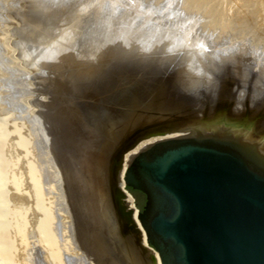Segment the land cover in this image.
Instances as JSON below:
<instances>
[{
  "label": "rangeland",
  "instance_id": "374dc122",
  "mask_svg": "<svg viewBox=\"0 0 264 264\" xmlns=\"http://www.w3.org/2000/svg\"><path fill=\"white\" fill-rule=\"evenodd\" d=\"M176 1L0 0V41L4 39V43L0 42V124L3 121L6 129L10 127L7 131L11 135L3 140L2 145V155L6 161V187L9 181L14 187L17 183H25L27 187L32 182L31 177V181L25 179L30 174L28 166H33L36 174L42 172L48 175L49 172L54 175L55 177L50 175L53 178L49 176V179H53L54 182H51L56 185L55 188H58L57 184L60 186L58 189L54 188V192L57 190V195L61 192L58 196L61 201H58L56 196L53 214H56L55 211L57 214L53 217L58 214L60 216L53 218V221H62L60 217L65 211L64 216L67 214L70 223L69 237H72V244H75L72 245V250L74 251L75 246L76 251L81 252L85 264H120L110 253L113 246L106 241L113 232L106 234L99 222L105 221L100 224L103 223L107 231L116 226V221L122 224L110 189V180L112 173H116L114 164L117 166L116 170L121 169L128 151L135 150L141 143L156 136L181 135L190 125L212 128L213 118L221 115L255 121L263 129L261 139H264V0ZM162 40L170 43L164 52L158 50ZM48 56L54 59L50 60ZM177 56H187L185 62L178 63V67L188 74L187 84L183 81L185 78L182 79V83L187 85H184L185 87H178L177 82L175 83L174 78L178 70L175 71L173 66L163 62L159 63L165 57ZM170 75L175 77L169 79ZM139 86L141 90L147 89V92L140 93L137 89ZM115 88L123 90L120 98L105 102L104 93L108 91L115 94ZM162 91L165 92V97L163 100H157L153 93ZM133 98H136L135 102L132 101ZM16 120L20 124L14 123ZM137 123H140V126L144 124L143 128L136 127ZM16 124L19 127L24 126V130L20 127L19 130L14 128L12 132L11 128L17 127ZM101 128L108 134L125 132L127 140L138 133L143 137L120 155L121 161L113 155L109 157L106 165L108 171L110 168V174L100 172L97 175L100 183L97 182L96 187L100 188L101 196L97 194V198L95 197L96 207L101 206L102 212L98 221L89 205L86 181L90 170L84 166V161L87 158V164L91 160L89 142L93 131L97 132ZM27 130L33 131V140L24 145ZM20 131H26V136ZM15 133L24 140L15 136ZM13 139L16 147L20 149L17 155L22 154L27 160L20 155L18 156L22 159L15 156L14 151L17 148L14 144L11 145ZM7 142L11 143L9 146L13 152H9L11 148L6 145ZM26 151L29 156L32 155V162ZM7 154H10L12 159L15 156L18 163L11 161ZM102 158L100 156V159ZM20 161L25 163L22 165ZM26 162L30 164L27 165ZM37 163L40 169L48 163L51 166L41 171L35 167ZM24 165L27 166L26 170ZM18 166L21 167L20 171ZM12 167L14 171L10 172ZM50 167L51 170L54 168L53 172L49 170ZM36 169L40 171L37 172ZM22 170L27 174H23ZM18 172L24 175L22 179H18L22 176L17 174ZM41 177H37V181L44 186L48 182L45 180L49 179L46 176L43 179ZM23 178L30 182H25ZM57 180L59 182H56ZM40 183L39 186H42ZM19 186L17 189H20ZM13 188H8L10 191L5 194L10 204L9 209L17 207L14 209L21 210L15 205L18 201V205L23 204L24 208L26 206L28 212L31 209L29 207H32L29 206L30 203L35 207V196L28 193L34 192L31 190L33 187L26 188L28 194L23 192V187L20 189V193L23 192L26 197L23 193L20 196V190ZM11 191H17L19 196ZM16 197L28 199L26 202L25 198L24 201H16ZM12 203L14 206H11ZM60 206L66 208L61 209ZM104 209L108 212V217L104 215ZM20 210L19 212H22ZM27 210L23 212H26L27 219H31ZM35 210L31 215L34 214L38 219L33 216L30 220L32 223L35 221L34 224L39 220V212L37 211V214ZM15 220L12 223L13 228L20 227ZM23 221L25 225L27 220ZM58 223L53 225L60 232L55 233L56 229L53 227L55 239L61 234ZM34 224L29 230L34 232L35 236L29 233V240L26 236L23 237L26 230L20 233L17 228L15 230L10 226L15 231L12 230L11 236L10 228L8 230L11 246L9 264L22 258L19 264L26 263L22 256L25 255V250L28 255H25V259L30 258L31 262L27 261V264L48 263L41 248H34L35 239L38 237ZM25 227L27 225L23 229ZM17 234L21 236L20 242L17 239L16 243ZM120 236L115 240L116 246L119 241L122 245L125 244L123 231ZM22 237L26 238V242ZM60 238L62 239L61 236ZM23 242L24 246H27L26 243H33V246L28 244L33 248L27 249L23 246L19 250L18 247H22V244H19ZM58 244L56 248L59 250L61 244ZM135 246L136 239L134 248L128 247L132 252L135 250V257L128 258L127 264H156L152 257L149 259L148 254H141ZM69 254L63 255L62 263L76 264L75 255L72 254L71 257ZM17 262L15 264H18Z\"/></svg>",
  "mask_w": 264,
  "mask_h": 264
},
{
  "label": "water",
  "instance_id": "95a60500",
  "mask_svg": "<svg viewBox=\"0 0 264 264\" xmlns=\"http://www.w3.org/2000/svg\"><path fill=\"white\" fill-rule=\"evenodd\" d=\"M156 136L128 151L113 196L122 231L161 264H264V144L253 120Z\"/></svg>",
  "mask_w": 264,
  "mask_h": 264
},
{
  "label": "bare ground",
  "instance_id": "6f19581e",
  "mask_svg": "<svg viewBox=\"0 0 264 264\" xmlns=\"http://www.w3.org/2000/svg\"><path fill=\"white\" fill-rule=\"evenodd\" d=\"M178 1V0H177ZM176 1V2H177ZM180 1V0H179ZM124 2V1H123ZM178 6V5H177ZM178 8V7H177ZM180 9V8H179ZM163 10V9H162ZM175 10V9H174ZM177 12H179V11H177ZM149 14V13H148ZM166 16V15H165ZM156 17V16H155ZM184 19V18H183ZM143 20V19H142ZM141 21V20H140ZM169 21V20H168ZM184 21V20H183ZM191 24V23H190ZM192 26V25H191ZM196 28V27H195ZM134 32V31H133ZM145 32V31H144ZM146 35H148V33L146 34ZM150 35V34H149ZM1 36V35H0ZM158 36V35H157ZM199 36V35H198ZM148 37V36H147ZM2 38V37H1ZM149 38V37H148ZM4 40V39H3ZM3 40H1L0 42L1 43H4V41ZM160 45L158 46V50L159 51H161V52H164V50H165V48L170 44H167L166 43V41L165 40H162V42H160L159 43ZM2 46V45H1ZM3 47V46H2ZM175 51V50H174ZM50 55H52V54H49V56ZM62 55V54H61ZM48 56V57H49ZM53 56V55H52ZM55 57V56H54ZM187 56H182V57H175V58H172V57H165V58H163L162 60H160V62L159 63H162L163 62V64H167V65H170V66H173L174 67V70L176 71V70H178V72H176V78H174L175 77V75H170V77H169V79H172V78H174V80L176 79V81H175V83L177 82V86L179 87V86H181V87H185L184 85H186L187 84V82L188 81H186V78H187V76L186 75H188L187 74V72L186 71H183V70H181V68L180 67H178V63L180 62V63H182V61L183 62H185V58H186ZM50 58V60L52 59H54L53 57H49ZM190 58V57H189ZM216 58V57H215ZM62 59V58H61ZM56 61V60H55ZM187 61V60H186ZM52 63H54V62H52ZM51 63V64H52ZM56 63V62H55ZM196 68V67H195ZM97 69H99V68H97ZM173 69V68H172ZM200 69V68H199ZM88 70H90V69H88ZM93 70V69H92ZM197 70V69H196ZM174 71V72H175ZM88 72V71H87ZM100 72V71H99ZM202 72V71H201ZM207 72V71H206ZM91 74H92V72H91ZM98 74V73H97ZM100 75V74H99ZM99 75H98V77H99ZM96 76V75H95ZM185 78V79H184ZM178 79V80H177ZM182 79H184L183 81H186V84L184 83H182ZM193 81V80H192ZM190 85V84H189ZM188 85V86H189ZM187 86V85H186ZM146 87V86H145ZM118 88V87H117ZM117 88H115L114 89V91H116V93L114 94L113 92L112 93H109L108 91H106L105 93H104V97H105V99H106V101L105 102H108V101H111V100H118L119 98H120V96L119 95H121V93H122V91L123 90H120V89H117ZM141 87L139 86L137 89H139L138 91L141 93V92H147V89H145V90H141L140 89ZM147 88V87H146ZM144 89V88H143ZM168 89V88H167ZM117 93H119V94H117ZM154 95H156V99L157 100H163V98L165 97V92H163L162 91V93H153ZM135 100H136V98L134 99H132V101L133 102H135ZM254 101V100H253ZM258 101V100H257ZM101 108H103V107H101ZM103 110H104V108H103ZM51 111V110H50ZM105 111V110H104ZM21 113V112H20ZM6 114V113H5ZM16 115V114H15ZM15 115H13L14 116V118L16 119V117H15ZM18 116V115H17ZM2 117V116H1ZM10 117V116H9ZM19 117H20V115H19ZM12 119V118H11ZM14 119V120H15ZM19 119H21V117L19 118ZM2 120V119H1ZM18 120V119H17ZM17 120L14 122V123H18L17 122ZM9 121V120H8ZM18 121H21V120H18ZM24 123V122H23ZM18 124H20V123H18ZM25 124V123H24ZM140 123H137L136 124V127H142L143 128V125L142 126H140L139 125ZM22 125V124H21ZM11 126V125H10ZM15 126H17V124L15 125ZM190 126H201V125H190ZM212 126H214V127H212V128H208V127H205V126H201V128H200V131H202V132H205V133H214L213 131H214V129H216V127H217V125H212ZM7 127V126H6ZM6 127L4 126V123H3V121H2V123L0 124V264H9L10 263V255H9V250H10V248H11V246H10V240H9V234H8V230H9V228H10V226H12V228H13V221L15 220V219H17V220H19V221H16V224H18V225H20V227L19 226H16V228H17V230L21 233L23 230L25 231L26 230V233L24 232V236L23 237H25L26 236V238H27V240H29V239H31V238H29L28 239V237H30V235H29V233H32V232H30V228H33L34 226H32L34 223H35V221H34V223H32V222H30V220L31 219H33L32 217L34 216V214H33V216L31 215V213L35 210V212L38 214V212H39V220H38V222L36 223V224H34V225H36V229L34 228V230H36V233H37V238L34 240L35 242H36V244H34L35 246H34V248L36 247L37 248V246H38V248H41L40 250H42L43 252H44V257H45V259H46V261H48V263H52V262H56L55 264H63L62 263V257H63V255H67V254H69V253H72V254H74L73 256H74V259H76L77 261V263L76 264H85L84 263V258H83V256L80 254L81 252L79 251V253L76 251V249H75V246H74V251L72 250V248H73V246L72 245H75V244H72V240L73 239H71L70 237H69V224L70 223H68V217H66L67 216V214H66V216H64L65 215V211L63 212V214L64 215H62L60 218L62 219V221L61 220H59L58 222H60V223H58V222H55V220L53 221V218H58L59 216H60V214H58L57 215V217H53V215H55L56 216V214H57V211H55L54 213H56V214H53V209H55V205H54V200H55V198H56V196L58 197V196H60L61 195V192H58V193H60V195H57V190H56V192H54L55 190H54V188H55V184L54 183H52L51 181H53V179L52 180H50L49 179V176L51 175L49 172H47L48 173V175H45V173L43 174L42 172L40 173V174H42V175H44V176H46V178L47 179H49V180H45V182L46 181H48V182H46L45 184H44V186H43V184L42 183H40L42 186H39V183H38V181H37V177H41L40 176V174L38 173V174H36V172H35V169H34V167L33 166H25L26 164H27V162H26V164L24 165L25 166V169L24 170H26V167L28 168V170L30 169V174H31V176H30V174L29 175H27V177L25 178V179H29L30 177H31V180H32V182H30L29 180H24V178H23V180L26 182V181H28V182H30V184H28V186L26 187V185H25V183H24V181H23V185L22 184H18L17 183V186H19V185H22V187L21 186H19L20 187V189L22 188V190L24 189H26V188H30L29 186L31 185V183L33 184V188L31 189V190H33L34 192H28V190L26 189V191H24L23 190V192H26L25 194H30V193H32V194H34V196H35V207L33 206V205H31L32 203H30V201L28 202V203H30V205L29 206H32V207H29V208H31L30 209V211L33 209V208H35V209H33L32 210V212H28V208L27 209H25L26 208V206H25V208H24V206H23V204H21L22 206H20V205H18V202L20 203V201H18V199L19 200H22V201H24L23 199L26 197V195L23 193H20L21 192V190L20 189H17V186L15 185V187H14V185L12 186V184L10 183V181H9V184L7 185V187L8 188H13V189H16L17 191H19V195L20 196H24L25 195V197H22V199H21V197L20 198H18L17 199V197H16V201H18V202H16L15 203V205H17L18 207H20L21 208V210L20 211H24V210H27V214H29L30 216L29 217H31V219H27L26 218V216H25V214H26V212H19V210L17 209V210H15L14 208H17V207H12L11 209H9V207H10V204H8V201H7V199H6V197H5V194H6V192L7 191H10L7 187H6V177H5V174H4V171H5V166H6V161L4 160V158H3V155H2V145H3V140H5L7 137H8V135H9V132L7 131V129H6ZM9 127V126H8ZM12 127H13V125H12ZM20 127H22V126H20ZM20 127L19 126H17V127H13V128H11L12 130V132L14 131L13 129L14 128H18V130L20 129ZM24 126L21 128V130H24ZM27 128V127H26ZM30 128V127H29ZM65 129V128H64ZM141 129V128H140ZM8 130H10V127H9V129ZM31 130H33V129H31ZM104 130V131H103ZM17 131V130H16ZM28 131V130H27ZM34 131V130H33ZM33 131H31V132H33ZM106 130L103 128H101L99 131H93V134H92V137H91V142H89V146H90V151L92 152L91 153V155H90V159L91 160H89V163H87L86 164V160H88L87 158L85 159V161H84V166L86 167V168H88L90 171H89V177H88V180L86 181L87 182V196L90 198L89 199V205H90V207H91V210L96 214V219H98V221H99V217H100V215L102 214V212H101V206L100 207H96V199H95V197L97 198V194H99L100 196H101V194H100V188L98 189L97 187H96V185H97V182L98 183H100L99 182V178L97 177V175H99V173L100 172H106V175H108V174H110V168H109V171H108V167H107V163H108V159H109V157L111 156V155H113V157L114 158H117V160H120V155L122 154V153H124L126 150H129L130 148H132L133 146H134V144H136L138 141H139V138H141V137H143V135L142 134H140V133H138V134H136L134 137H132V138H130V140H127V138L125 137V132H116V134H112V133H110V134H108V132L106 131ZM116 131V130H115ZM145 131H147V130H145ZM21 132V134H23V135H25L26 133V131L24 132V133H22V131H20ZM31 132H29L28 131V134H27V136H26V138L27 139H25V142H24V145H25V143H28L27 141H32L33 139H31L32 138V133ZM193 132H197V128H188V127H186L185 129H184V131H183V134H181V135H177V136H189L191 133H193ZM29 133H31V134H29ZM262 134H263V129H262V133H261V137H260V142H262L263 144H264V139H261L262 138ZM112 135L114 136L115 135V137H112ZM10 137H11V135H9ZM14 136V135H13ZM15 136H18L16 133H15ZM25 136H22V137H25ZM34 137L36 136V134L34 133V135H33ZM18 138H20L21 140L23 139V138H21V137H19L18 136ZM17 138V139H18ZM152 139H154V138H152ZM152 139H150V140H152ZM24 140V139H23ZM9 141V140H8ZM12 141V140H11ZM14 141V142H13ZM13 143L11 144V143H9V142H7V146H9L10 144L11 145H13L14 143H15V139H13ZM149 141V140H148ZM35 142V140L33 141V143ZM9 143V144H8ZM144 143V142H143ZM143 143H141L140 144V146H138L135 150H138V149H143ZM32 144V143H31ZM30 145V144H29ZM13 146H15L16 147V145L14 144ZM88 146V147H89ZM10 148H11V146H9ZM8 147V148H9ZM14 147V148H15ZM7 148V147H6ZM13 148V149H14ZM17 148V147H16ZM18 149H19V147L14 151L15 153V156H18V155H20L21 157H22V154H18L17 155V153H18ZM32 149V148H31ZM35 149V148H34ZM10 151L9 152H11V150H12V148L11 149H9ZM20 150V149H19ZM21 150H23V149H21ZM26 150H27V148H26ZM28 150H29V148H28ZM48 150V149H47ZM7 151H8V149H7ZM7 151H5L6 153H7ZM31 150H29V152H30ZM8 152V153H9ZM12 152H13V150H12ZM24 152V151H23ZM27 152V154H28V156H29V153H28V151H26ZM25 152V153H26ZM35 151L33 150V153H34ZM14 154H12V155H14ZM27 154L25 155V156H27ZM10 155V154H9ZM8 154H7V156H8V158L10 157L11 158V156H9ZM23 155V156H24ZM34 155V154H33ZM15 156H14V159H12L11 158V161L13 160H15L16 158H15ZM49 156V154L46 156V157H48ZM100 156H102L103 158L102 159H100ZM19 157V156H18ZM21 157H19V158H21ZM29 157H31V159H29L30 161L32 160V155H30ZM35 157V156H34ZM87 157V156H86ZM9 158V159H10ZM22 158H25V160H27L26 159V157H22ZM21 158V159H22ZM104 158H106V159H104ZM34 160H36V159H33V161ZM101 160V161H100ZM16 161V160H15ZM23 161V160H22ZM49 161H52V160H49ZM121 161V160H120ZM17 162V161H16ZM21 162V161H20ZM29 162V161H28ZM32 162V161H31ZM36 162H38V161H36ZM18 163V162H17ZM22 163V162H21ZM21 163L19 164L20 166H22L23 165V163H25V162H23L22 163V165H21ZM47 163V162H46ZM45 163V164H46ZM51 163V162H50ZM14 164V163H13ZM28 164H30V163H28ZM27 164V165H28ZM52 164V163H51ZM118 164V163H117ZM12 165V164H11ZM16 165V164H15ZM18 165V164H17ZM38 165V163L35 165V167L36 168H38V169H40V166H37ZM20 166H18L19 168H18V170L20 171V169H21V167ZM43 165H41V167H42ZM46 166V165H45ZM48 166H51V165H49V163H48V165L46 166V167H44L45 169H48L49 167ZM30 167V168H29ZM48 167V168H47ZM9 168H11V166L9 167ZM22 168H24L23 166H22ZM44 168H42V169H40L41 171L44 169ZM53 168V167H52ZM116 168H117V166H115V164H114V170H115V172L116 173H112V178H111V180H110V183L112 182V184H111V186H110V184H109V186H110V189L112 190L111 192H112V195H113V185L116 183V180H117V178H118V176H119V173H120V171H121V169L120 168H118V170H116ZM38 169H36V171L38 170ZM54 169V168H53ZM52 169V170H53ZM16 170H17V168H16ZM17 170V171H18ZM39 170V171H40ZM49 170H51V167H50V169ZM51 170V172H53ZM13 172L14 171V168L12 167V170L10 169V172ZM17 171H15V174H16V172ZM39 171H37V172H39ZM45 171V170H44ZM43 171V172H44ZM23 174H25L26 172H23V170L21 171ZM21 172H18L17 174H19V175H22L21 174ZM46 173V174H47ZM27 174V173H26ZM25 174V175H26ZM19 175H17L16 177L18 178V176ZM36 175H38L37 177H36ZM59 175V174H58ZM43 176V177H44ZM51 176H53V177H55L54 175H51ZM50 176V177H51ZM10 177H11V175H10ZM22 177H24V175H22V176H20V178H18V179H22ZM43 177H41L42 179H43ZM53 177H51V178H53ZM9 178V177H8ZM12 178V177H11ZM45 178V179H46ZM105 178L107 179V176H105ZM42 179H40V181L42 182ZM55 179H57V178H55ZM43 182H44V180H43ZM54 182V181H53ZM56 182H59V180H57ZM67 182V181H66ZM11 187H10V186ZM24 186L26 187V188H24ZM57 186H58V188L60 187L58 184H57ZM95 186V187H94ZM57 188V187H56ZM55 188V189H56ZM57 188V189H58ZM8 189V190H7ZM12 189V190H13ZM17 191H15V192H13V191H11V192H13V193H16ZM30 191V190H29ZM45 191V192H44ZM59 191H60V189H59ZM28 192V193H27ZM44 192V193H43ZM17 194V193H16ZM15 194V195H16ZM17 194V195H18ZM22 194V195H21ZM32 194H31V196H32ZM56 194V195H55ZM18 195V196H19ZM98 195V196H99ZM31 196H30V198H31ZM29 197V196H28ZM28 197L27 198H25V201L24 202H26V200L28 199ZM33 197V196H32ZM61 198V197H60ZM33 199V198H32ZM57 199V198H56ZM14 201H15V199H14ZM32 201V200H31ZM57 201V200H56ZM58 201H61V200H59V197H58ZM33 202V201H32ZM62 202H64V201H62ZM27 203V204H28ZM34 203V202H33ZM26 204V203H25ZM24 204V205H25ZM9 205V206H8ZM57 205V204H56ZM11 206H14V204L12 203L11 204ZM28 206V205H27ZM61 207V209L63 208V207H65V206H60ZM60 207H59V210H61L60 209ZM66 208V207H65ZM99 208V209H98ZM57 209V208H56ZM112 210V209H111ZM38 211V212H37ZM62 211V210H61ZM61 211H59V212H61ZM113 211V210H112ZM67 212V211H66ZM104 212H105V216H107L108 217V215H106V213H108L105 209H104ZM19 213V214H18ZM62 213V212H61ZM36 215V214H35ZM69 216V215H68ZM114 216V215H113ZM118 216H119V212H118ZM27 217H28V215H27ZM28 217V218H29ZM34 218H36V219H38L37 218V216H34ZM120 218V217H119ZM24 219H26L27 221H26V224L25 225H27V227H25L24 229H23V227L25 226L24 225ZM36 219H34V220H36ZM121 219V218H120ZM53 222H55V223H58V226L60 225V229H61V234H60V236L62 237V239L60 238V236H57L58 235V233L56 234V236H57V239H58V237L61 239V241H60V239H58L59 241V243L61 244V246H60V249L58 250L57 248H56V244H58V242H57V239H55L56 237H54V229H56V227H54L56 224L55 223H53ZM69 222H70V220H69ZM101 222H105V221H102L101 220ZM101 222H99V225H101V229L106 233V234H108V233H112L111 235H109V238L107 237V239H106V241H107V243L109 244V245H111V246H113L112 247V250H110V253H111V255L115 258V261H117V262H119L120 264H122V262H124V263H126L127 264V259L128 258H130V257H132V258H134L135 257V250H133V252L131 251V250H129V248L128 247H132V248H134L133 246L135 245V238L131 235V234H125V237L123 238V240H125V244H121L120 243V241H119V245H117L116 246V242H115V240L117 239L118 240V238H120L121 236V233H122V231H121V228H122V224L120 225L119 224V221L117 222H115V223H117L116 224V226L114 227H112L111 229H109V231H107V228L105 227V225L102 223V224H100ZM15 223V222H14ZM20 223V224H19ZM29 225H28V224ZM32 223V224H31ZM15 224V225H16ZM15 225H14V227H15ZM54 225V226H53ZM30 226V227H29ZM57 226V227H58ZM20 229H19V228ZM29 227V228H28ZM53 227H54V229H53ZM16 228H13V229H15L16 230ZM26 228H28V231H27V229ZM13 229H11L10 228V231H11V236L13 235L12 234V230ZM30 229V230H29ZM59 229V228H58ZM15 230H13V231H15ZM75 230V229H74ZM114 230V231H113ZM56 231H58L57 229L55 230V233H56ZM71 231V230H70ZM59 232V231H58ZM16 233V232H15ZM15 233H14V236H15ZM27 233H28V235H27ZM60 233V232H59ZM32 234H34V232L32 233ZM71 234V233H70ZM18 235V234H17ZM19 236H21V234L20 235H18V238H16V240L18 239H20V237ZM28 236V237H27ZM34 236H35V234H34ZM22 237V239H23V241H24V239H25V242H26V238H23ZM13 238V237H12ZM15 238V237H14ZM18 240L16 241V243L18 242ZM19 242H20V240H19ZM22 242V241H21ZM25 242H23V243H18L19 245H21L22 247L21 248H19L18 246H16V247H18V249L20 250V249H22L23 248V244H25ZM30 242H31V240H30ZM32 242H33V240H32ZM29 245H30V243H28ZM28 244L26 243V245L27 246H24L25 248H33V247H30V246H33V243H31L32 245H30V246H28ZM60 244H58V246L60 245ZM120 244H121V246H120ZM17 245V244H16ZM76 247H78L77 245H76ZM27 248V249H28ZM35 248V249H36ZM135 248L137 249V247L135 246ZM131 249V248H130ZM24 250V249H23ZM23 250H21V251H23ZM18 251V250H17ZM17 251H15L16 253L15 254H17ZM29 251H30V249H29ZM14 252V251H13ZM20 252V251H19ZM24 252H26L27 253V250H25ZM21 253V252H20ZM26 253H25V255H26ZM24 254V253H23ZM28 254H30V252H28ZM72 254H69V255H71V257H72ZM141 254H148V253H141ZM20 255V254H19ZM18 255V256H19ZM25 255H22V256H24V260L26 261V263H24V264H27V261L28 262H30L29 260H30V258L29 259H25ZM21 256V255H20ZM19 256V257H20ZM26 256H28V255H26ZM76 256H77V258H76ZM29 257H31V256H29ZM42 257V256H41ZM150 257H152L154 260H155V262H156V264H161L160 262H157V260H156V256L155 255H153L152 253H150V256H149V259H150ZM32 258V257H31ZM43 258V257H42ZM64 258V257H63ZM17 259H18V257H17ZM23 259V258H22ZM21 259V260H22ZM15 260H16V258H15ZM21 260H19V261H21ZM24 260H23V262H24ZM42 260V259H41ZM44 260V259H43ZM14 261V260H13ZM17 262V260H16V262L19 264V263H21V262ZM32 261V260H31ZM15 261H14V263L13 264H15L16 263ZM42 263L43 262H45V261H41ZM116 262V263H117ZM31 263V262H30ZM30 263H28V264H30ZM47 263V264H48ZM23 264V263H22Z\"/></svg>",
  "mask_w": 264,
  "mask_h": 264
},
{
  "label": "clouds",
  "instance_id": "9594fccd",
  "mask_svg": "<svg viewBox=\"0 0 264 264\" xmlns=\"http://www.w3.org/2000/svg\"><path fill=\"white\" fill-rule=\"evenodd\" d=\"M241 95H243V93H241Z\"/></svg>",
  "mask_w": 264,
  "mask_h": 264
}]
</instances>
